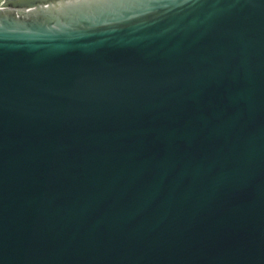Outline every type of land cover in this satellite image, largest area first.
<instances>
[{"label": "water", "instance_id": "1", "mask_svg": "<svg viewBox=\"0 0 264 264\" xmlns=\"http://www.w3.org/2000/svg\"><path fill=\"white\" fill-rule=\"evenodd\" d=\"M0 264H264V0H0Z\"/></svg>", "mask_w": 264, "mask_h": 264}]
</instances>
